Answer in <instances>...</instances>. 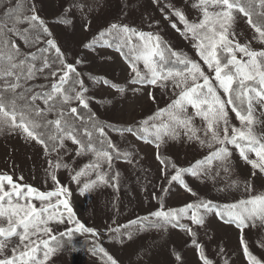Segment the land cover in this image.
<instances>
[{
	"label": "rangeland",
	"instance_id": "obj_1",
	"mask_svg": "<svg viewBox=\"0 0 264 264\" xmlns=\"http://www.w3.org/2000/svg\"><path fill=\"white\" fill-rule=\"evenodd\" d=\"M30 1L60 58L48 65L60 73L55 93L77 73L79 88L62 101L72 111L77 101L114 127L140 123L175 172L160 190L158 148L126 131L104 132L125 157L113 173L107 156L82 150L69 135L46 154L0 109V264H106L89 251L47 245L72 232L110 264H249L241 236L251 260L264 264V36L222 0ZM160 41L186 70L158 75ZM216 49L240 83L260 87L245 89L243 119L226 103L230 78L219 74ZM36 105L53 118L45 102ZM198 198L228 207L242 229L206 208L193 224L190 205Z\"/></svg>",
	"mask_w": 264,
	"mask_h": 264
},
{
	"label": "trees",
	"instance_id": "obj_2",
	"mask_svg": "<svg viewBox=\"0 0 264 264\" xmlns=\"http://www.w3.org/2000/svg\"><path fill=\"white\" fill-rule=\"evenodd\" d=\"M222 1L225 5L238 9L247 18L249 25L264 36V15L260 10V4L263 0ZM32 13L33 8L30 0H0V109L2 112L10 116L16 125H21L26 134L43 147L46 154L52 153L57 148L62 134L69 135L75 139L82 150L91 149L107 156L110 164L109 170L112 173L113 166L117 162L125 160V157L120 156L111 147L104 132L126 131L133 134L136 139L148 142L158 148L156 159L164 169V182L160 185V190H163L165 182L174 175L175 164L164 153L156 139L143 132L140 123L114 127L112 124L99 119L92 110L80 105L77 101L75 102V109L72 111L62 101L60 95L69 97L75 95V91L80 86V77L77 73H70L64 83L60 85V94L55 93V82L60 73H54L48 65L54 62L60 63V58L53 47L48 44L47 34L39 22L32 17ZM10 26L12 28H9ZM10 34H14L23 42L24 50L14 47ZM159 47L161 50L160 59L163 58L164 62L162 63L159 58H155V62L158 64L160 61L161 71L158 75L161 78L165 77L167 73H181L188 68L187 64L178 61L172 55V51L161 41ZM122 55L128 64L134 63L125 52ZM214 57L220 68V76L230 78L226 92V103L239 118L243 119L248 113L244 97L245 89L251 87L259 90L260 87L254 82L240 83L228 65L227 54L220 49L215 50ZM199 92L204 94V89L200 88ZM37 99L45 102L47 109L52 110V119L39 111L36 105ZM56 129L59 131L56 132ZM112 176L111 172L107 174L110 185L113 183ZM184 188L186 187L184 186ZM191 193L195 196L194 192ZM201 208L213 210L221 222L233 224L242 229L241 224L227 215L228 207L199 198L190 205L193 224H195L194 220ZM139 223L147 228L165 225H160L158 221L156 223L139 221ZM174 226L179 227L176 223ZM189 232L191 239H194L193 226ZM2 240L0 235V242ZM240 244L246 261L249 264H255L251 260L244 236L240 237ZM47 245L55 250L89 251L106 264H110L103 255L94 251L91 241L82 237L78 232H72L68 236H57ZM198 255L201 259V246L198 247Z\"/></svg>",
	"mask_w": 264,
	"mask_h": 264
}]
</instances>
